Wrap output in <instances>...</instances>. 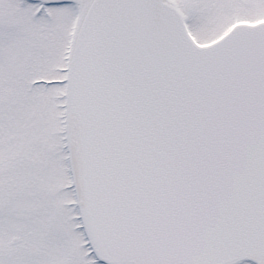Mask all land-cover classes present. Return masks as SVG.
Returning a JSON list of instances; mask_svg holds the SVG:
<instances>
[{
	"label": "snow or ice",
	"instance_id": "6c2138e0",
	"mask_svg": "<svg viewBox=\"0 0 264 264\" xmlns=\"http://www.w3.org/2000/svg\"><path fill=\"white\" fill-rule=\"evenodd\" d=\"M0 264H264V0H0Z\"/></svg>",
	"mask_w": 264,
	"mask_h": 264
}]
</instances>
